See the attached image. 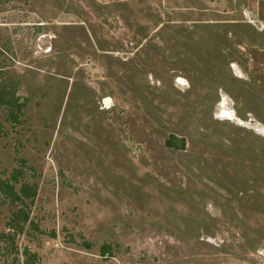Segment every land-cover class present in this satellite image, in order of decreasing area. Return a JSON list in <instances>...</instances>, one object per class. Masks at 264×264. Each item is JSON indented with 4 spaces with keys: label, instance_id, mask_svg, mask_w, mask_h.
Here are the masks:
<instances>
[{
    "label": "rangeland",
    "instance_id": "obj_1",
    "mask_svg": "<svg viewBox=\"0 0 264 264\" xmlns=\"http://www.w3.org/2000/svg\"><path fill=\"white\" fill-rule=\"evenodd\" d=\"M0 89L39 264H264V0H0Z\"/></svg>",
    "mask_w": 264,
    "mask_h": 264
},
{
    "label": "trees",
    "instance_id": "obj_2",
    "mask_svg": "<svg viewBox=\"0 0 264 264\" xmlns=\"http://www.w3.org/2000/svg\"><path fill=\"white\" fill-rule=\"evenodd\" d=\"M5 96H7L5 93L0 94V105L15 106L14 98L12 97V103L6 101ZM168 145L173 146V143H168ZM13 180L16 183L18 181L15 176ZM2 185V191L11 201L10 203L16 205V209L9 221L8 230L0 232V264H39L40 259L36 253H33L29 247L22 250L18 245L19 236L30 233L31 227L34 232H39L38 227L30 222L26 210V207H28L27 201L31 200L33 202L32 199L35 198L36 189L31 185L24 184L21 185L19 191H16L14 185L8 183ZM27 225H30V227L27 228Z\"/></svg>",
    "mask_w": 264,
    "mask_h": 264
}]
</instances>
